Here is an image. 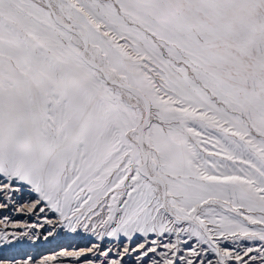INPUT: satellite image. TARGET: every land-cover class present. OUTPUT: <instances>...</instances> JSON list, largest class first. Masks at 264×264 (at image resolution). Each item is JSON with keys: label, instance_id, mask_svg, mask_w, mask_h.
<instances>
[{"label": "snow or ice", "instance_id": "snow-or-ice-1", "mask_svg": "<svg viewBox=\"0 0 264 264\" xmlns=\"http://www.w3.org/2000/svg\"><path fill=\"white\" fill-rule=\"evenodd\" d=\"M10 206L86 264H264V0H0Z\"/></svg>", "mask_w": 264, "mask_h": 264}, {"label": "rangeland", "instance_id": "rangeland-1", "mask_svg": "<svg viewBox=\"0 0 264 264\" xmlns=\"http://www.w3.org/2000/svg\"><path fill=\"white\" fill-rule=\"evenodd\" d=\"M3 231H7L9 240H0V257L7 258V264L29 257L38 264L50 256L56 257L50 264H86L83 257L61 256L60 253L86 250L98 243L91 233H84L82 229L79 230L80 235L71 233L66 228L53 231L51 226L43 224L42 218L21 213L11 206L7 209L0 208V232ZM240 243L238 241L237 246ZM246 243L254 246L251 241ZM88 259L93 260L94 254H88Z\"/></svg>", "mask_w": 264, "mask_h": 264}]
</instances>
